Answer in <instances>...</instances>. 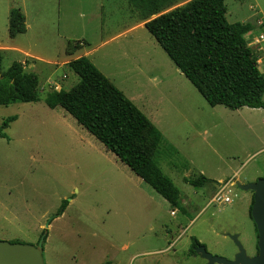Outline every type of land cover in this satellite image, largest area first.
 <instances>
[{"label": "rangeland", "instance_id": "rangeland-1", "mask_svg": "<svg viewBox=\"0 0 264 264\" xmlns=\"http://www.w3.org/2000/svg\"><path fill=\"white\" fill-rule=\"evenodd\" d=\"M225 5L228 22L262 18L264 23V0H225ZM7 6L19 8L26 19V32L14 38L8 35ZM258 33L264 26L256 24ZM70 41L83 47L68 55ZM0 43L39 57L33 69L44 87L37 102L0 106V126L16 116L0 136V241L36 244L46 230L45 264H208L186 253L192 239L210 254L232 259L237 249L228 234H238L246 253L255 254L252 192L234 185L225 192L231 203L211 198L219 179L254 182L264 176V114L210 106L128 0H0ZM80 56L161 132L154 159L179 189L180 209L62 109L45 104L43 92L52 89L45 81L72 87L78 77L63 62ZM21 59L19 50L4 52L2 71ZM27 63L22 64L30 71ZM238 168L239 177L228 180ZM200 173L209 184L187 183ZM63 200L68 205L54 218Z\"/></svg>", "mask_w": 264, "mask_h": 264}, {"label": "trees", "instance_id": "trees-1", "mask_svg": "<svg viewBox=\"0 0 264 264\" xmlns=\"http://www.w3.org/2000/svg\"><path fill=\"white\" fill-rule=\"evenodd\" d=\"M178 1L128 0V4L210 106L264 108V73L243 37L254 24L229 23L225 0H188L172 8ZM25 32V15L13 7L8 35L14 38ZM80 46V42H68L66 54H73ZM2 60L0 51V106L39 101L37 74L26 71L20 61H13L2 71ZM67 66L78 81L67 90L53 93L49 105L71 116L170 206L180 209L179 189L154 159L162 140L158 128L87 57L75 58ZM14 120L16 116H10L2 122L1 137L2 130ZM209 181L202 175L188 180L195 187ZM67 205L63 200L54 218ZM199 245L193 238L190 253L196 254L194 247Z\"/></svg>", "mask_w": 264, "mask_h": 264}, {"label": "water", "instance_id": "water-1", "mask_svg": "<svg viewBox=\"0 0 264 264\" xmlns=\"http://www.w3.org/2000/svg\"><path fill=\"white\" fill-rule=\"evenodd\" d=\"M243 191L252 192L253 202L250 217L257 233L256 254L250 256L238 239V234H228L235 244L237 252L232 259L210 254L203 245L194 247V251L208 264H264V176L254 182H234ZM52 218H48L44 228H47ZM46 232H43L36 244L12 243L0 241V264H45L43 244Z\"/></svg>", "mask_w": 264, "mask_h": 264}, {"label": "crops", "instance_id": "crops-1", "mask_svg": "<svg viewBox=\"0 0 264 264\" xmlns=\"http://www.w3.org/2000/svg\"><path fill=\"white\" fill-rule=\"evenodd\" d=\"M13 8V7H12ZM12 8H8V6L6 7V11H5V16H6V19H5V21H7V19H8V21H9V13H10V10L12 9ZM25 21H26V19H25ZM257 21H259V22H261L263 25H264V23H263V19L262 18H257V20L254 22V21H251L250 20V18H248L247 20H244V21H235V22H241V23H245V24H250V23H253L254 24V28L253 29H251L250 31H248V32H246L245 34H244V39L247 41V43H248V41L250 40V39H246V35H250L251 37H252V35L254 34V32H255V28H256V24H257ZM229 23H234V22H229ZM26 24V23H25ZM23 34V33H22ZM19 35V34H18ZM17 36V35H16ZM15 36V37H16ZM250 37V38H251ZM81 46H82V43H81ZM81 46H80V48H81ZM83 47V46H82ZM13 50H19V51H21V52H23L24 53V59H21L20 60V62L21 63H24L25 64V62H28L27 63V66L29 67V68H31L30 69V72H34L35 73V71H34V69H33V67L35 68V63H33V61H35L36 59L37 60H40V58L39 57H37V56H35V55H33V54H31V53H29L28 51H22L23 49H20V48H18V47H16V46H9V45H7V44H4V45H2L1 43H0V51L2 52V54L4 53V52H9V51H13ZM78 58V57H77ZM75 59V58H74ZM71 60H73V59H66V61H64L63 63L65 64V65H67ZM36 62V61H35ZM60 65V64H59ZM24 69H25V67H24ZM260 69V71L261 72H263L264 73V68H259ZM64 76V78H65V76L66 75H63ZM38 79H39V77H38ZM44 84V83H43ZM45 84L47 85V87H49V88H52L51 90H48L47 92H43L45 95H44V102H45V104L49 107V108H51V109H57V107L58 106H50L49 105V100H50V96L53 94V93H59L60 91H63V90H65V89H62V87H60L59 86V84H58V82H55V81H53V80H51L50 78L48 79V80H46L45 81ZM42 84H40V80H39V100H40V86H41ZM52 85H54L55 87L53 88L52 87ZM44 87L43 86H41V89H43ZM42 92V91H41ZM263 96H264V94H263ZM216 106V105H215ZM224 106V105H223ZM226 107V106H225ZM242 107H240V108H238V109H235V110H239V109H241ZM252 113L253 112H255V113H259V114H264V110L262 109V108H257V109H254V108H252V111H251ZM152 122V121H151ZM153 123V122H152ZM250 129L252 128V124H250L249 126H248ZM239 168L237 169V170H235L234 172H233V174H231V176H229L228 177V180L229 179H232V177H239ZM200 175H202L201 173H200ZM141 179V178H140ZM142 180V179H141ZM187 180H189V179H187ZM232 180H234V179H232ZM143 181V180H142ZM219 181H220V183L221 182H223L222 181V179H219ZM237 181H239L240 183H247V182H249V181H245V182H242L241 180H237ZM144 182V181H143ZM145 183V182H144ZM187 183H189L188 181H187ZM146 184V183H145ZM207 184H209V183H205L204 185H202V186H200V187H203V186H206ZM146 185H148V184H146ZM149 186V185H148ZM193 186V185H192ZM150 187V186H149ZM195 187V186H194ZM151 188V187H150ZM152 189V188H151ZM153 190V189H152ZM179 202H180V200H179ZM181 205V204H180ZM171 214L172 215H175L176 214V211L175 210H172L171 211ZM49 227V226H48ZM198 240V239H197ZM199 241V240H198ZM200 243H201V241H199ZM32 245V244H31ZM190 249H187V251H186V253L188 254V256H191L190 255ZM237 252V251H236Z\"/></svg>", "mask_w": 264, "mask_h": 264}, {"label": "built area", "instance_id": "built-area-1", "mask_svg": "<svg viewBox=\"0 0 264 264\" xmlns=\"http://www.w3.org/2000/svg\"><path fill=\"white\" fill-rule=\"evenodd\" d=\"M257 25L264 26L261 22L257 21ZM248 46L253 50L256 57V64L258 68H264V33L253 34L248 41ZM234 182L229 180L219 184V189L211 198L212 202L229 204L232 199L225 193L230 191V187L234 186Z\"/></svg>", "mask_w": 264, "mask_h": 264}, {"label": "flooded vegetation", "instance_id": "flooded-vegetation-1", "mask_svg": "<svg viewBox=\"0 0 264 264\" xmlns=\"http://www.w3.org/2000/svg\"><path fill=\"white\" fill-rule=\"evenodd\" d=\"M256 252H257V249H256ZM256 252H255V254H256Z\"/></svg>", "mask_w": 264, "mask_h": 264}]
</instances>
